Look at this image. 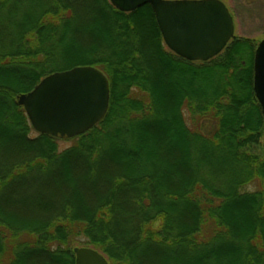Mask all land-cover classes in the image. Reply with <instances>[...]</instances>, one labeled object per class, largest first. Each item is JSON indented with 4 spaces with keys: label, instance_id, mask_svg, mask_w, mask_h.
<instances>
[{
    "label": "trees",
    "instance_id": "trees-1",
    "mask_svg": "<svg viewBox=\"0 0 264 264\" xmlns=\"http://www.w3.org/2000/svg\"><path fill=\"white\" fill-rule=\"evenodd\" d=\"M256 49L236 37L189 62L149 5L0 0V264H75L76 247L109 264H264ZM89 66L109 80L105 119L70 140L35 133L17 97Z\"/></svg>",
    "mask_w": 264,
    "mask_h": 264
},
{
    "label": "water",
    "instance_id": "water-1",
    "mask_svg": "<svg viewBox=\"0 0 264 264\" xmlns=\"http://www.w3.org/2000/svg\"><path fill=\"white\" fill-rule=\"evenodd\" d=\"M132 13L149 5L167 48L189 62L206 63L235 38L234 18L221 0H110ZM254 93L264 116V40L254 56ZM37 134L74 139L102 122L109 112L110 84L95 67H75L44 78L17 97ZM75 264H109L93 248L76 247Z\"/></svg>",
    "mask_w": 264,
    "mask_h": 264
},
{
    "label": "rangeland",
    "instance_id": "rangeland-1",
    "mask_svg": "<svg viewBox=\"0 0 264 264\" xmlns=\"http://www.w3.org/2000/svg\"><path fill=\"white\" fill-rule=\"evenodd\" d=\"M231 12L235 24V38L253 40L256 45L264 40V0H221ZM213 121H200L195 127L210 134L215 128ZM192 125V124H191ZM36 133V132H35ZM72 145L70 141H62V148ZM259 185V184H258ZM257 185L248 190L255 191Z\"/></svg>",
    "mask_w": 264,
    "mask_h": 264
}]
</instances>
